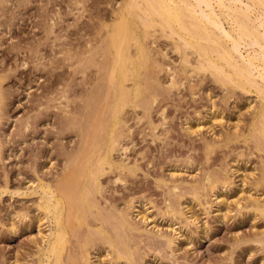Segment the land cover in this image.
Wrapping results in <instances>:
<instances>
[{
    "label": "rangeland",
    "instance_id": "374dc122",
    "mask_svg": "<svg viewBox=\"0 0 264 264\" xmlns=\"http://www.w3.org/2000/svg\"><path fill=\"white\" fill-rule=\"evenodd\" d=\"M3 1L0 264H58L48 253L57 227L53 213L47 216L42 184L56 198L62 199L65 185L72 201L75 196L73 208L64 210L69 219L61 264H264V99L257 88L243 90L213 69H199L203 58L185 44L180 48L184 41L162 31L160 18L150 21L149 30L128 16L150 54L141 69L143 93L122 112L114 164L104 165L100 188L92 187L84 213L76 205L83 180L76 178L77 194L74 177L82 153L93 154V168L106 156L112 87L107 39L127 13V0ZM211 1L221 15L217 0ZM228 2L244 9L251 3ZM250 5L252 25L262 34L264 2ZM225 19L219 16L222 28L215 31L234 48L226 36L234 26ZM242 43L233 51L236 58L263 57L259 46ZM218 61L226 74L232 72ZM256 72L263 89L264 77ZM133 84L126 81L128 89ZM87 141L95 145L83 151ZM69 171V177L77 173L71 182L64 181ZM66 208L74 209V219ZM71 217L75 229L67 224Z\"/></svg>",
    "mask_w": 264,
    "mask_h": 264
},
{
    "label": "bare ground",
    "instance_id": "6f19581e",
    "mask_svg": "<svg viewBox=\"0 0 264 264\" xmlns=\"http://www.w3.org/2000/svg\"><path fill=\"white\" fill-rule=\"evenodd\" d=\"M5 1H3V2H5ZM226 1L230 2V0H217L216 5L219 6V8L223 12V14H225L227 19L232 23V25L234 26L232 28L234 29L236 27L234 30L230 29L231 31L226 32V36L228 37L229 42H231L233 47H234V48H231L232 46L231 47L228 46L230 49L226 46V44L228 42L226 43V41L223 39V37L220 36L221 34L218 35L219 33L217 34L215 31V30H219L220 28H222V23L219 20V16H221L223 14H222V12H221V15L217 14L216 9L214 7L215 5L212 3L213 1H211V0H127L126 1V3H127V9L126 10H128V11L125 14L122 12V14L120 15L121 16L120 20L119 21L116 20V23L114 24V26L111 27L112 30H110V32H112V33H110L108 35L109 37L107 39L106 49L112 55L111 61L109 60L110 66H108V68H109L108 81L112 87H111V90L109 89L110 94H111V100H109V101H111V103H110V107L108 106V108H110L109 111L111 112V124H109L110 127H109V134H108L107 152L105 151L106 156L101 161L97 160L98 164L95 166V168H93L94 167V166L92 167V155L93 154H91L90 152L89 153L84 152V154H87L86 156L84 155V157L82 156L83 153H82V155L80 154L81 155L80 158L82 157L81 161H83V162H79V169H80L81 174L78 172L79 175L77 177H74L77 175L76 171H75L76 175L73 176L71 174V177L73 176L75 179L78 178V181H79V177L81 178L80 180H83L82 188H81V199L83 201V206H81L82 201H80V199L78 198L79 196L77 197L79 200L76 199V205L80 204L79 206L81 208L79 206L78 207L80 208V210L82 209L84 211V213H86L85 211L88 210V208L90 206V203H89L90 200H89L88 196H89V192L91 191L92 187H95L97 189L100 188L99 177L104 174V172H103L104 171V168H103L104 165H106V164L113 165L114 164V162H112L113 160L111 159V157H112V152L114 150H116L117 139H118V141H120V138H121V137L119 138V136H121V135L118 134L119 136H117L116 133H117L118 126L122 122V117H121L122 112L124 111L125 107L131 102H136V105H137V100L141 97V95L143 93L142 87L140 85L141 79H142L141 78V74H142L141 69L145 68L147 63H148L147 61L149 60L150 56H148L149 53L147 54V52L149 50L146 51L147 48H145L146 46L143 45L144 42H142V40H140L139 35H136L137 33L136 34L134 33L133 28L135 25V28L137 29V27H136L137 22L135 23V21L133 19H129L128 16H132V17L137 16L138 19L140 18L142 20L143 25H145L146 27L150 26V21L154 22V19L156 17H158V21L160 18V22H157V23H160L158 25H160L159 27H161L162 31L169 29V32H171V37H172V35L173 36L178 35L177 37L184 41L183 45H181V46L177 45V46H179L181 48L185 44L186 46H189L190 48H192L196 53H198V55L201 58H203V60L205 62L201 63L199 61V64H202V65H199L200 66L199 69H206L207 71L213 69L214 72H216V74L218 72V75H220L221 77L227 78V80H224V78H223V81H227V83H228V80H229L230 82L233 83V85H236V87L239 86V87L243 88V90L246 87L248 88V86L250 89L253 86H255L257 88L258 95L260 94L261 97L264 99V88L262 89L261 86H259L260 83H257V81L255 80L256 76L254 77V70H256L259 73V76H261L262 78L264 77L263 76L264 73H262V72H264V32L261 34L262 31L260 32V30H259V28H261V27H256V26L252 25L253 24L252 23L253 18L251 19L252 16L250 15V11H249V9H250L249 6H251L250 4L258 5V4H262L264 1L262 2V0H248L251 3H248L249 6H247L245 9L242 8L243 6L239 7V5H237V4L235 5L236 2H234V4L232 5V4H230L231 2L230 3L228 2L229 4H226ZM123 4H124V2H123ZM203 4H205V6H203ZM263 6L261 5L260 7H263ZM205 7L206 8L213 7L214 11L213 12H207ZM121 8H123V7H121ZM258 9H259V7H258ZM261 10L263 11L264 9L261 8ZM121 11H118V12H121ZM198 11H199V14H198ZM117 15H119V14H117ZM258 17L261 18L260 16H258ZM258 17H257V19H258ZM227 19H225V20L227 21ZM258 23L260 24L261 22H258ZM255 24H256V22H255ZM158 25H155V26H158ZM145 26H143V27H145ZM260 26H263V25L260 24ZM263 29H264V26H263ZM137 31H138V29H137ZM146 32L148 33V31H146ZM169 32H167L168 35H170ZM144 34H146V33H144ZM143 36H145V35H143ZM180 39H178V40H180ZM131 40H135L133 42L137 41L136 44L134 43V45H136V48H134L135 51L131 50L132 46H129L131 44L130 43ZM176 42H178V41H176ZM241 42H243L242 44H245V45L252 44V45L259 46L263 50V53H262V51L260 52L263 55V57H260L261 59H257L255 56L256 54L254 53L255 54L254 56H250L248 54H247L248 56H244L243 54H241V55H239L240 58L239 57L236 58L233 51H235L236 54H237V52H239L238 51L239 48L237 50V47H238L237 44H239ZM179 47L178 48L176 47L177 48L176 50L180 51L181 49H179ZM150 49H151V47H150ZM254 51H256V50H254ZM257 51H258V49H257ZM133 52H135L134 55H133ZM258 54L259 53L257 52V57H259ZM261 54H259V55H261ZM111 55H110V58H111ZM214 56L219 61H222V64L224 63V65L226 67L230 68V70L232 72L226 74L225 67L221 68L220 62L218 60H215ZM217 61L219 63H217ZM90 62H92V61H90ZM228 68H226V69H228ZM213 70H212V72H213ZM213 74H215V73H213ZM221 77H219V78H221ZM261 77H259V78L261 79ZM128 80H132L134 83L133 86L131 87V89H128L127 88L128 86H126V81H128ZM2 81L3 80L0 77V108H1V104H2V94H1ZM261 85L264 86V84H261ZM253 90H256V89H253ZM106 99L108 100V98H106ZM139 104H141V103H139ZM263 105H262V107H263ZM104 107H105V105H104ZM101 109H102V107H101ZM102 111L104 112L105 110H102ZM98 112H97V114H98ZM260 116H261L260 117L261 118L260 126H261V131H262L261 133H262V136H264V110L262 111V114H260ZM100 117H102V114L100 115ZM100 117L99 118L97 117L98 118L97 121L100 119ZM258 120L259 119H257V121ZM94 122H95V120H94ZM100 122H101V119H100L99 123ZM97 124H98V122H97ZM68 125H70V124H68ZM93 125H95V124H93ZM93 125L91 127L89 126L92 130L91 132H93ZM99 126H100V124H99ZM96 127L97 126L94 127V129H95L94 131H97ZM94 134L95 133H91L92 136ZM96 134H97V132H96ZM87 136H88V134H87ZM87 142H89V141H87ZM98 143L99 142H97V144ZM92 144L95 145L92 142H89L88 146L86 144L87 148L86 149L83 148L84 149L83 151L89 149ZM84 145H85V143H84ZM117 148H118V146H117ZM91 151H92V149H91ZM94 151L95 150H93V152ZM99 158L101 159V157H99ZM93 163H94V161H93ZM72 167H70V168L73 169ZM110 168H111V166H110ZM67 173H69V174H67ZM67 173H66L67 176L65 174L66 179L64 178L65 179L64 181L67 180V182H71V180H69V178L72 179L71 177H69L71 171H69ZM75 181H77V179ZM75 181H73V182H75ZM65 184H69V183L65 182ZM73 184H74L73 186H77L78 189L75 187L74 191L78 194L79 193L78 191H79L81 184L79 185V182L76 183L78 185H76L75 183H73ZM42 185H41V189H42L44 195L47 197L43 196L42 199L44 202L42 200L41 201L43 203H45V210H46L47 216L49 213L50 214L53 213V215H51L49 217L50 218L53 217V219H54L53 221H55V225H56L55 227H57L54 238L51 239V242H49L50 248H48V250H49L48 253L55 255L57 258L58 264H61L60 262L62 260V255H63V251L65 248L66 240H67L65 237L66 236L65 223H66V220L69 219L68 214L71 212V210H68V209L73 208V203H74L73 201L75 200V196H74L73 201H72L71 188H69L67 191V185H65L66 187L64 186L65 187L64 192L62 191V193H61V191H60V193L63 194L62 199H59L60 197L56 198L54 196L53 189L51 190L52 187H50L47 184H46V186H42ZM60 185H59V189H61L60 187H62V185L61 186ZM75 189H77V191ZM61 190H63V188ZM41 194H42V192H41ZM77 194H76V196H77ZM48 196H49V198H48ZM65 199L68 203L71 202L70 203L71 205L68 204L67 202H65ZM69 199H70V201H69ZM52 201H54V202H52ZM66 205H68V206H66ZM65 207H68V209L66 208V210H68V211H66V215L68 217L67 219H66L65 213H64ZM76 208H77V206H76ZM79 208H77V209L79 210ZM67 212H69V213H67ZM71 213H72V216L74 219V215H75V214H73V213H75L74 209H73V212H71ZM70 214H69V216H71ZM49 217H48V220H50ZM75 217L78 218V220H81L82 222L84 221V218L79 219L81 217H78V215ZM73 219L71 217V219L69 220L70 223L67 221L68 222L67 224L70 225L72 223L74 225V229H75V227L77 226V224H75V222H77V221L71 222V220H73ZM106 221H107V219H106ZM123 221H124V219H123ZM127 224H128V222H127ZM52 232H50V233H52ZM51 237H53V236H51ZM49 240H50V237H49ZM46 251H47V249H46ZM52 255H50V256H52ZM47 256L49 258V255H47Z\"/></svg>",
    "mask_w": 264,
    "mask_h": 264
}]
</instances>
